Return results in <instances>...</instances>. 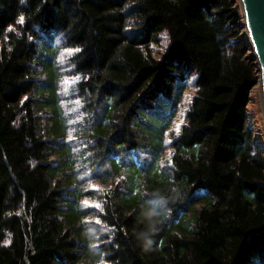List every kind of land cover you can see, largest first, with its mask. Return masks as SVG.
I'll return each instance as SVG.
<instances>
[{
    "label": "trees",
    "instance_id": "trees-1",
    "mask_svg": "<svg viewBox=\"0 0 264 264\" xmlns=\"http://www.w3.org/2000/svg\"><path fill=\"white\" fill-rule=\"evenodd\" d=\"M237 19L235 0H0V264H264ZM57 34L79 50L70 139ZM148 202L163 215L145 249Z\"/></svg>",
    "mask_w": 264,
    "mask_h": 264
},
{
    "label": "rangeland",
    "instance_id": "rangeland-1",
    "mask_svg": "<svg viewBox=\"0 0 264 264\" xmlns=\"http://www.w3.org/2000/svg\"><path fill=\"white\" fill-rule=\"evenodd\" d=\"M239 0H235V4H236V8H237V12H238V19H237V29L240 30V32L243 34L241 37L243 40H247V35H246V31L244 29V24L242 22V16L241 15V10H240V4H238ZM55 37H57V48L58 49V55L56 57L57 61V68H58V95H59V101L62 105V109H63V113L65 115V117L67 118V120L69 121V128H68V139L70 138H75L74 135V130L76 127V123L82 118V114L84 113V111H82V106L83 103H81L79 98V94L77 92V84L81 78L80 75H75V70L73 69L72 66V62L71 57L73 56V54L75 53L76 50L71 49V48H67V47H63V43L61 41V37L57 34L55 35ZM240 38V40H241ZM239 40V41H240ZM248 56L252 55V51L251 49L248 47L247 53ZM252 62H254V60H251ZM259 86L258 84H256L254 87H252V89L250 90L249 93V102L247 103V107H246V117L249 118L250 121V130H251V136L252 138L257 141L258 145L262 148V154L264 156V117L263 115V107H262V103H261V93L259 91ZM194 91L193 87L189 86L185 92L184 98L182 100V103L180 105V110L178 112V115L176 117V119H174V123L172 125L171 131H169L170 133L168 135H174L176 134L177 131V126H180L183 122L184 119V114L186 113L187 107L186 105H188V100L189 97L191 96L192 92ZM171 138L170 136L167 137V143L165 144L166 147L170 146L168 145V143L170 142ZM169 149V148H168ZM167 149V150H168ZM169 153V152H168ZM92 189L97 190V192H99L101 186H99L98 184H91L90 185ZM95 186V187H93ZM102 190V188H101ZM88 205H97L96 201L94 200H90L87 201Z\"/></svg>",
    "mask_w": 264,
    "mask_h": 264
},
{
    "label": "water",
    "instance_id": "water-1",
    "mask_svg": "<svg viewBox=\"0 0 264 264\" xmlns=\"http://www.w3.org/2000/svg\"><path fill=\"white\" fill-rule=\"evenodd\" d=\"M242 22L247 35L245 43L252 51L250 60H254L258 71V86L264 117V0H239Z\"/></svg>",
    "mask_w": 264,
    "mask_h": 264
},
{
    "label": "clouds",
    "instance_id": "clouds-1",
    "mask_svg": "<svg viewBox=\"0 0 264 264\" xmlns=\"http://www.w3.org/2000/svg\"><path fill=\"white\" fill-rule=\"evenodd\" d=\"M141 215L146 228L138 233V236L143 240L144 247L147 249L151 245L149 233L156 231L155 225L159 222V217L163 215V211L156 207L152 202H148L141 208Z\"/></svg>",
    "mask_w": 264,
    "mask_h": 264
},
{
    "label": "snow or ice",
    "instance_id": "snow-or-ice-1",
    "mask_svg": "<svg viewBox=\"0 0 264 264\" xmlns=\"http://www.w3.org/2000/svg\"><path fill=\"white\" fill-rule=\"evenodd\" d=\"M22 19L23 18H21V22H22ZM10 30H11V26H10ZM77 52L79 51L78 49L76 50ZM179 130V126H177V131ZM93 187H95V186H93ZM88 202L87 201H85V204H87Z\"/></svg>",
    "mask_w": 264,
    "mask_h": 264
}]
</instances>
